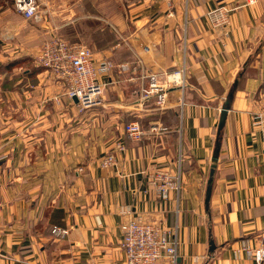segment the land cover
Masks as SVG:
<instances>
[{
	"label": "crops",
	"instance_id": "obj_1",
	"mask_svg": "<svg viewBox=\"0 0 264 264\" xmlns=\"http://www.w3.org/2000/svg\"><path fill=\"white\" fill-rule=\"evenodd\" d=\"M42 2L52 20L40 30L0 9V264H125L126 207L177 230L180 264H256L236 248L264 244V142L252 118L264 106V0ZM220 4L237 6L227 34L206 15ZM184 31L188 87L170 89L163 109L140 101L146 74L178 65ZM50 36L113 59L99 104L81 110L36 63ZM132 120L161 130L134 141L124 128ZM117 139L127 147L119 166L102 167ZM179 166L181 191L161 200L147 173ZM54 225L68 234L56 237Z\"/></svg>",
	"mask_w": 264,
	"mask_h": 264
},
{
	"label": "built area",
	"instance_id": "obj_2",
	"mask_svg": "<svg viewBox=\"0 0 264 264\" xmlns=\"http://www.w3.org/2000/svg\"><path fill=\"white\" fill-rule=\"evenodd\" d=\"M253 1L255 0H245L246 3ZM15 5L18 12L25 18L38 19V0H15ZM236 7L220 4L208 10L206 15L212 27L223 28L224 33L227 34L230 15ZM188 51L189 42L187 33L184 31L179 40L178 65L161 73L146 74L145 77L150 80V83L148 87L143 88L140 101L144 102L153 98L157 107L163 109L169 103L170 89L177 87L184 91L188 87ZM36 63L65 84V94L71 99L77 98L81 110L101 102L102 93L107 85V82L102 80V76L116 67L111 58L97 61L89 45L58 36H52L43 43L36 57ZM120 67L123 71L132 68L127 62L120 64ZM56 100H59V97H56ZM252 118L253 123L261 129L264 142V106L254 111ZM124 128L127 137L134 141H141L147 133H157L161 130L159 125L152 124L147 132L139 120L126 122ZM114 149L113 152L106 153L101 158L102 166L106 168L119 166V154L126 149V144L123 140L117 139L114 142ZM147 174L150 185L161 200L169 199L172 190L178 194L181 191L180 166L174 173L159 168ZM122 213L129 215L122 223L125 264H180L177 230L173 232L170 228L146 220L142 215L134 216L129 207L123 209ZM51 231L56 237L63 238L68 234V229L59 225H54ZM241 251L258 264H264V244L253 246L245 239L242 240L240 247L236 248V253Z\"/></svg>",
	"mask_w": 264,
	"mask_h": 264
},
{
	"label": "rangeland",
	"instance_id": "obj_3",
	"mask_svg": "<svg viewBox=\"0 0 264 264\" xmlns=\"http://www.w3.org/2000/svg\"><path fill=\"white\" fill-rule=\"evenodd\" d=\"M39 1V8H38V10H39V17H38V19H34V18H32V21H30L29 22V28L31 27V26H33L34 25V27L37 29H41L40 27H42V25L44 24V23H47V19H49V20H52V16H49V10L48 9H46V7H47V5H46V3L45 2H42L43 0H38ZM59 1H61V0H59ZM64 2H68V0H63ZM9 7H12V8H15V10H17L16 9V5H15V0H0V9H2V8H9ZM18 11V10H17ZM20 13V12H19ZM22 14V13H21ZM23 15V14H22ZM51 15V14H50ZM34 19V20H33ZM36 29H34L35 30V32L37 31ZM29 30V29H28ZM57 37V36H56ZM52 38V36H50L48 39H45V41H47V40H49V39H51ZM62 38V37H61ZM64 39H67V40H69V38H67V37H63ZM44 41V42H45ZM70 41H72V40H70ZM43 42V43H44ZM72 42H75V41H72ZM77 42V41H76ZM83 44H85V43H83ZM43 45V44H42ZM87 45V44H86ZM42 47V46H41ZM91 47V46H90ZM92 48V47H91ZM40 50H41V48H40ZM40 50H39V52H40ZM92 51H93V49H92ZM39 52L37 53V55L39 54ZM37 55H36V57H37ZM36 57H35V61H36ZM97 61H98V59H97ZM66 90V89H65ZM140 121V120H139ZM141 122V121H140ZM142 141V140H141ZM125 143V142H124ZM126 149H127V147H126ZM125 149V150H126ZM115 149H114V143L112 144V146H111V148H110V150L109 151H107V153H109V152H113ZM124 150V151H125ZM106 154V153H105ZM104 154V155H105ZM104 155H102L101 157H100V163H101V158L104 156ZM101 165V164H100ZM102 166V165H101ZM102 167H104V166H102ZM245 253V252H244ZM247 255V254H246ZM255 261V260H254ZM256 262V261H255ZM256 264H258L257 262H256Z\"/></svg>",
	"mask_w": 264,
	"mask_h": 264
},
{
	"label": "water",
	"instance_id": "obj_4",
	"mask_svg": "<svg viewBox=\"0 0 264 264\" xmlns=\"http://www.w3.org/2000/svg\"><path fill=\"white\" fill-rule=\"evenodd\" d=\"M233 97V92H231L228 97L225 99V105L222 107L221 109V115H220V119H219V123H218V139H217V143L215 146V151L213 154V158L212 160L214 162H217L218 157H219V151H220V145H221V137H222V129L224 127L225 121H226V117L228 114V111L230 109V100ZM77 101V98H74ZM209 193H210V189H209ZM213 247V246H212Z\"/></svg>",
	"mask_w": 264,
	"mask_h": 264
}]
</instances>
